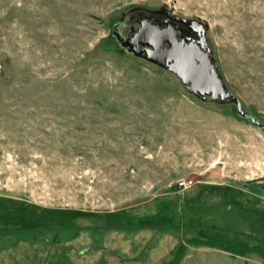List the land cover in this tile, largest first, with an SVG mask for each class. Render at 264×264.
I'll list each match as a JSON object with an SVG mask.
<instances>
[{
  "label": "rangeland",
  "instance_id": "374dc122",
  "mask_svg": "<svg viewBox=\"0 0 264 264\" xmlns=\"http://www.w3.org/2000/svg\"><path fill=\"white\" fill-rule=\"evenodd\" d=\"M134 7L264 125V0H0V264H264V129L119 48Z\"/></svg>",
  "mask_w": 264,
  "mask_h": 264
},
{
  "label": "water",
  "instance_id": "95a60500",
  "mask_svg": "<svg viewBox=\"0 0 264 264\" xmlns=\"http://www.w3.org/2000/svg\"><path fill=\"white\" fill-rule=\"evenodd\" d=\"M199 24L204 28L203 34L206 33L207 26ZM120 47L133 57L174 75L196 101L232 102L238 117L247 114L225 87L217 72V64L210 57L211 50L205 49L208 46L182 43L171 32H157L145 26L133 35L130 43ZM248 121L261 126L255 118L251 117Z\"/></svg>",
  "mask_w": 264,
  "mask_h": 264
},
{
  "label": "flooded vegetation",
  "instance_id": "af4514ba",
  "mask_svg": "<svg viewBox=\"0 0 264 264\" xmlns=\"http://www.w3.org/2000/svg\"><path fill=\"white\" fill-rule=\"evenodd\" d=\"M145 26L151 28L152 30H156L157 32H171L175 35L179 42L193 44L199 47L204 45L208 46L205 49H210L206 39L207 32L203 34L204 28L199 24V22L182 19L172 15L171 11L164 8L147 9L134 7L126 11L114 25L112 37L118 47L121 48V45L130 43L133 35ZM210 57L213 58L212 54ZM221 104H226L235 108L232 102H221ZM245 113L247 112L245 111ZM251 117L255 118L247 113L240 118L245 119L249 123L248 120ZM256 127L264 129V125Z\"/></svg>",
  "mask_w": 264,
  "mask_h": 264
},
{
  "label": "built area",
  "instance_id": "2783aa9c",
  "mask_svg": "<svg viewBox=\"0 0 264 264\" xmlns=\"http://www.w3.org/2000/svg\"><path fill=\"white\" fill-rule=\"evenodd\" d=\"M193 183L191 181H180L175 184L174 188L178 191H184L191 188Z\"/></svg>",
  "mask_w": 264,
  "mask_h": 264
}]
</instances>
